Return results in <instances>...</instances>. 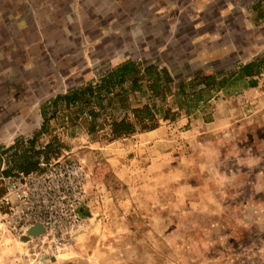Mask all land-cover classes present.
<instances>
[{"label": "rangeland", "instance_id": "1", "mask_svg": "<svg viewBox=\"0 0 264 264\" xmlns=\"http://www.w3.org/2000/svg\"><path fill=\"white\" fill-rule=\"evenodd\" d=\"M206 4L211 10L196 12L194 19L184 11L178 19L174 14V33L157 35L152 50L145 45L147 24L141 19L138 50L108 53L100 63L102 74L118 55L124 59L132 52L172 71L170 91L147 99L156 128L112 137L111 121L124 117L133 100L142 102L128 96L116 99L122 109L103 98L106 108L94 117L73 116L79 124L68 131H50L58 120L45 118L37 145L52 141L47 160L57 152L80 161L89 174L83 210L88 226L56 257H40L43 250L35 241H19L0 229V264H264V19H257L255 0H206L201 7ZM33 6L27 4L26 12ZM145 6L139 2L137 10ZM167 24L160 18L152 30L166 31ZM164 39L168 50L161 49ZM191 40L196 47L214 45L222 54L194 65ZM258 60L261 74L234 79L223 90L188 83L196 73H238L243 63ZM198 90L203 93L197 104L190 95ZM31 106L36 110L37 102ZM166 110L169 118L163 119ZM40 122L38 114H0L2 194L8 177L2 170L14 165L13 157L10 164L2 162L12 140L22 136L23 145Z\"/></svg>", "mask_w": 264, "mask_h": 264}, {"label": "crops", "instance_id": "2", "mask_svg": "<svg viewBox=\"0 0 264 264\" xmlns=\"http://www.w3.org/2000/svg\"><path fill=\"white\" fill-rule=\"evenodd\" d=\"M204 1L206 0H0V114H38L41 119L40 125L31 132L34 135L24 138L23 145L20 141L22 136L12 140L11 149L8 150L10 156L6 160L3 158L2 162L10 164L12 157L21 160L26 156L30 160L37 161L38 169L40 159L47 160L48 157L44 159L42 153L35 156L34 153L30 154V150L43 149L49 143V140H46L41 146L37 145L38 134L42 131L41 127L47 124L44 120L49 114L52 115V119L58 120L55 126L49 128L50 131H68L72 126H78L79 122L76 121L80 120L82 115H87L90 108L95 111L106 108L103 103L98 106L94 99L90 105L85 103L84 108L82 96H80L81 100L67 104L60 96L78 91L89 83L98 85L102 77L109 70L126 61L124 59L135 60L142 67L151 63H144L140 57H134L130 52L124 59L118 55L112 60L113 62L111 61L112 63L110 62L111 68L99 74V67L105 66L100 63L105 61L108 53L126 49L138 50L136 40L138 21L146 19L145 45L148 50H152L154 47L151 42L157 35L174 33L172 28L174 23L170 22L174 14L178 19L180 13L184 11L187 17L194 19L196 12L210 11L212 6L206 4L201 7ZM139 2L146 4L143 12L137 10ZM27 4L34 5L31 12H26ZM191 8L193 10H190ZM158 9L160 12L156 14ZM160 18L168 22L167 30L153 31V23ZM147 38L151 41L147 42ZM196 41L191 40L193 46L190 45V51L192 50V55L197 59L194 60V65L196 61L197 64H202L201 61L222 54L218 52L219 48L207 43L196 47L195 44L198 43ZM169 45V40L164 39L161 49L168 50ZM168 70L174 78L172 71L169 68ZM257 70V74H261L263 69L258 67ZM253 76L256 75L238 77L235 73L233 78H241L245 81ZM130 79L123 86H114L110 93L101 91V102L106 98L110 104L120 98L124 91L128 100L132 97L135 100H142L141 103H135L133 100L130 108L123 109L128 119H132L131 108L134 107L148 105L154 112L150 104L152 95L148 90L147 82H143L141 90H131ZM148 98L150 101L147 100ZM30 102H37L36 110ZM116 102L113 104H117L118 108L122 109L121 103ZM47 104H50L48 112H46ZM76 115H79L77 120L73 117ZM40 135H44V131L40 132ZM33 137L35 138L32 145ZM50 144L52 145V141ZM53 154L58 156L57 152ZM13 163V169L9 168L10 172L21 171L15 166L14 159Z\"/></svg>", "mask_w": 264, "mask_h": 264}, {"label": "built area", "instance_id": "3", "mask_svg": "<svg viewBox=\"0 0 264 264\" xmlns=\"http://www.w3.org/2000/svg\"><path fill=\"white\" fill-rule=\"evenodd\" d=\"M88 196L89 174L80 161L62 155L41 158L38 169L17 171L5 179L0 229L19 241H35L43 250L40 257H56L86 230L83 210ZM37 225L40 231L30 233Z\"/></svg>", "mask_w": 264, "mask_h": 264}, {"label": "trees", "instance_id": "4", "mask_svg": "<svg viewBox=\"0 0 264 264\" xmlns=\"http://www.w3.org/2000/svg\"><path fill=\"white\" fill-rule=\"evenodd\" d=\"M257 10V19H264V0H257L255 6ZM261 61H251L243 64L240 67L237 75L239 76H251L258 72L257 67L261 65ZM235 71H220L209 75H203L201 73H196L192 79L189 80V85L199 86L204 85L205 89L211 87L217 90H223L226 88L231 80H234ZM131 77V79H130ZM130 79V89L131 90H141V85L143 82H147V87L152 96H159L163 93H168L170 91L169 84L174 80L171 72L165 66L159 68L156 64H147L144 67L140 65L139 62L135 60L128 59L122 64L109 70L103 77L98 85H92L91 83L85 85L78 91H73L69 94H64L60 96L68 104L70 102H75L84 99L87 105H90L92 100H96V104L101 106V91L110 93L114 86H123ZM202 91L198 90L193 92L191 95L195 103H199L197 99L202 95ZM126 93L123 91L120 98L123 101V97ZM57 98V97H56ZM120 99V103H121ZM123 104V102H122ZM95 110L90 108L88 113L90 116L94 117ZM132 119H128L126 116L120 119H114L110 123V133L112 137H121L133 134L137 131V127L140 130H151L156 128L157 116L148 105H143L141 107L131 108ZM161 118L168 119L169 113L167 110L162 114ZM34 138H32V145L34 144ZM52 145L47 143L43 149L30 150V154L34 153L35 156L38 153H42L44 159L47 157V152L51 149ZM15 166L23 172H29L37 169V161L30 160L28 157L20 158L14 157ZM4 175H9V168L2 170Z\"/></svg>", "mask_w": 264, "mask_h": 264}, {"label": "water", "instance_id": "5", "mask_svg": "<svg viewBox=\"0 0 264 264\" xmlns=\"http://www.w3.org/2000/svg\"><path fill=\"white\" fill-rule=\"evenodd\" d=\"M40 231V226H36L35 228L31 229L29 232L30 233H38ZM23 240H26L27 237L25 236L24 238H22Z\"/></svg>", "mask_w": 264, "mask_h": 264}]
</instances>
